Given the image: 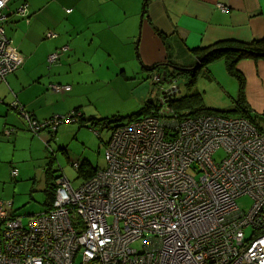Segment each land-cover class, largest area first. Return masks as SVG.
I'll use <instances>...</instances> for the list:
<instances>
[{
  "label": "built area",
  "instance_id": "built-area-1",
  "mask_svg": "<svg viewBox=\"0 0 264 264\" xmlns=\"http://www.w3.org/2000/svg\"><path fill=\"white\" fill-rule=\"evenodd\" d=\"M10 2L0 0V83L23 63L5 24L29 21L28 2L8 13ZM60 55L51 53L48 62ZM165 82L156 111L112 129L105 167L77 188L59 176L49 208L26 225L0 200V264H264V131L244 116L161 117L178 90L174 80ZM12 106L33 135L77 120L71 111L38 121L16 100ZM219 149L224 155L216 161ZM17 174L10 169L12 179ZM244 195L251 199L246 211L237 202Z\"/></svg>",
  "mask_w": 264,
  "mask_h": 264
},
{
  "label": "crops",
  "instance_id": "crops-1",
  "mask_svg": "<svg viewBox=\"0 0 264 264\" xmlns=\"http://www.w3.org/2000/svg\"><path fill=\"white\" fill-rule=\"evenodd\" d=\"M22 1L28 2L29 21L11 18L5 24V32L23 56V63L6 77L5 82L0 83V142L4 138L14 141L11 156H15L16 142L26 140V131L30 132L24 129L22 118L12 106L15 100L37 120L63 114L72 106L79 109L83 119L107 118L110 116L86 114L81 109L85 105L76 104L83 100L81 88L85 85L92 87L97 82L108 84L118 77L125 78L124 62L131 59L128 55L131 56L132 50L136 51L141 68L152 71L154 76L165 71V67L179 70L182 65H187L185 68H190L188 63L194 58V50L218 42L250 43L264 37V0H149L145 10L142 0H11L6 12L15 10ZM136 27L139 34L134 41L136 35L132 30ZM49 33H54L55 37L48 36ZM79 38L80 41L77 40ZM65 47L74 48L62 51ZM59 50V59L49 63L48 56ZM217 62L222 60L212 64ZM223 63L225 73L229 75L224 60ZM118 65H121L120 71L116 68ZM237 69L244 80L242 96L248 110L245 116L264 129V59H242L237 63ZM207 71L211 73L210 68ZM229 77L235 80L236 95L234 97L233 92L230 95L225 89L232 102L224 110L234 106L239 88L237 79ZM54 84L68 85L70 92L79 89V93H72L65 101H57L63 105L59 109L50 96L49 89ZM88 92L86 94H90ZM88 99L91 100L90 97ZM149 99L151 97L142 106ZM64 103L71 105L65 106ZM242 115V112L233 114ZM71 126L78 130L84 125L77 123ZM44 134L38 136L50 145L51 135ZM30 141L28 153L24 156L27 160L23 163L20 160L15 162V158L7 161L0 158V167L5 171L0 182L8 181L11 168L16 167L18 178L25 168L30 169L25 161L41 158L35 157L33 140L30 138ZM62 150L66 153L65 148ZM81 162L85 164L86 173L98 169L87 159ZM47 175L52 178L54 172L47 171ZM87 177H82L81 184ZM10 208L19 215L13 208V202H10Z\"/></svg>",
  "mask_w": 264,
  "mask_h": 264
},
{
  "label": "rangeland",
  "instance_id": "rangeland-1",
  "mask_svg": "<svg viewBox=\"0 0 264 264\" xmlns=\"http://www.w3.org/2000/svg\"><path fill=\"white\" fill-rule=\"evenodd\" d=\"M119 32L118 30L117 33ZM132 33L136 35L133 38L135 41L139 34V29L137 27L133 28ZM77 40L80 41V38ZM81 40L83 39L81 38ZM71 48L74 47H68V51ZM131 53V56L128 55L131 59L124 62L127 73L125 78L118 77L112 79L108 84L97 82L92 87L85 85V87L81 88L83 100L76 102V104L85 105L81 106V109H84L86 114L118 115L122 119L106 124V127L102 129H98V127L91 129L86 126H81L78 130H75L72 129L71 125L77 124L76 121L62 122L53 135L56 138L54 140L51 138L50 145L47 146L40 136L44 133H48L49 135V132L42 131L40 136H36L26 131L28 138L26 140L19 139L16 142L15 156H11L13 140L10 139V142L4 138L0 142V158L4 161L15 158V162L20 160L23 163L24 160H27L24 156L28 153V147L31 143L30 138L33 140L32 149L36 153L35 157H41L40 159L34 158L31 162L25 161L29 164L30 169L25 168L23 174L21 176L19 175L18 178L12 179L9 171L8 181L0 182V199L5 202H13V208L23 218L24 225L28 221V216L41 213L44 210V202L46 200L45 188L48 183L54 181L53 177L50 178L47 175V171L54 172V176L63 175L70 181L72 187L77 188L81 184L82 177L77 175V170L72 163L75 160L81 163L82 159H87L92 165H96L98 168H104L106 165L103 156L104 147L113 127L117 123L124 124L128 122L131 115L140 112V108L148 97H151L155 101L161 93V88L167 87L166 82L153 83L152 71L142 69L141 64L137 61L136 51L132 50ZM210 64L194 71L193 68L196 66V63L191 59L190 63H188L190 70L181 73L178 71L174 72V83L178 86L176 95L180 98L188 97L190 103H199L197 106L181 108V113L192 115L195 112L193 115H197L201 114L198 111L201 108L224 110V108L230 107L232 98L225 92V89L230 95L233 92L235 97L237 87L235 80L233 81L229 75H226L223 60L222 62ZM111 67L112 69L115 68L114 66ZM120 67L121 65L116 66L118 71H120ZM209 68L211 73L207 71ZM100 74L104 76L103 73ZM49 90L51 93L50 96H52L51 100L56 101V106L59 109H62L63 105L57 101H65L66 97H70L72 93L75 95L79 93V89L66 93H55L51 89ZM87 91L90 94H86ZM89 97L91 100L88 99ZM64 105L70 106L71 104L64 103ZM73 107L60 115H68L73 110ZM138 115L137 117L142 116L141 113ZM222 115L227 116L228 114ZM21 121L26 130L23 119ZM6 141L8 142L6 143ZM62 148H65L66 153H63ZM223 155L224 151L219 149L215 152L213 158L218 161ZM4 174L5 171L0 167V176ZM237 202L243 211H246L251 205V199L247 195L239 197ZM245 234H249V229H245ZM144 242L145 238H141L133 244V247L140 250Z\"/></svg>",
  "mask_w": 264,
  "mask_h": 264
},
{
  "label": "trees",
  "instance_id": "trees-1",
  "mask_svg": "<svg viewBox=\"0 0 264 264\" xmlns=\"http://www.w3.org/2000/svg\"><path fill=\"white\" fill-rule=\"evenodd\" d=\"M148 1L149 0H142L143 10H145V8L148 4ZM22 20H24V19H22ZM193 56H194L193 61L196 63V66L194 67V71L199 70L201 67H205L206 65H209L210 63H212L216 60H220V59L224 60L227 73L230 76L236 78L238 81V84H239L238 94L234 100V106H232V108H230L228 110H216V109L215 110H208V109L201 108L198 111L200 113H207V114L220 113V114H228V115H233V114L242 112L243 113L242 116L248 118L250 121H252L254 124H256L250 117L245 116V114H247L248 110H247V106H244V100H243V96H242V88H243L244 80H243L239 70L237 69V63L242 59H254V60L264 59V37L260 38V39H255L250 43L218 42L212 46H208L206 48L194 50ZM185 67H187V65H182L179 70H177L175 68H171V70H169L168 67H165V71H163L164 73L162 72V73L155 74V75H158L160 77L159 82H164V81L169 80V79L174 80V77H175L174 72L178 71L181 73L183 71H187V69ZM154 76H153V83L157 84L158 82L154 81ZM157 103H158L157 99H155V101H153L152 99H149L144 104V106H142L140 108L141 110L139 113H141V115H144V114L148 113L151 109H154L156 111L159 107V105ZM166 103H167L170 111L166 112L165 114H163L161 116V117H164L166 119H172V117L187 116L188 114L181 113V111H180L181 108H184L186 106H197L199 104L198 102H195V104L190 103V99L188 97L187 98L186 97L180 98L176 94L174 96H170L167 99ZM72 112L74 113V117L77 119L76 120L77 123L84 125V126L91 128V129H94L96 127H98V129H102V128L106 127V124H109L111 122H117L120 119H122V117H119L118 115H113V116H110L107 118H102V119H96V118H85V119H83V114L80 113L78 108H74L72 110ZM194 113L195 112H193L192 115ZM138 114L131 115L130 119L134 118L135 116L136 117L139 116ZM59 116H62V115H59ZM63 116H66V115H63ZM35 120H37V119H35ZM38 121H41V120H38ZM83 122H86V124ZM119 124L120 123H117V125H119ZM116 126H114V127H116ZM257 127L260 130L264 131L263 128H260L259 126H257ZM44 131H47L50 133V135H51L50 139L53 138V135L56 133V131H54V132H52L50 130H44ZM40 133H39V135H40ZM47 145H48V142H46V146ZM84 165L81 162V163H79L78 167L75 168L77 170V175H79L80 177H83V176L87 177L88 176L87 178H89L90 176H92L94 174L95 170H92V172H90V170H88V172L86 173V169H85ZM52 177L54 178V181L51 183H48L46 188H45L46 200H45L44 204L46 205V209L49 208V206L52 203L54 193H55V189H56L55 181L59 176H53L52 175Z\"/></svg>",
  "mask_w": 264,
  "mask_h": 264
},
{
  "label": "water",
  "instance_id": "water-1",
  "mask_svg": "<svg viewBox=\"0 0 264 264\" xmlns=\"http://www.w3.org/2000/svg\"><path fill=\"white\" fill-rule=\"evenodd\" d=\"M194 69V68H193ZM187 70H190V68H188ZM164 73V72H163Z\"/></svg>",
  "mask_w": 264,
  "mask_h": 264
}]
</instances>
